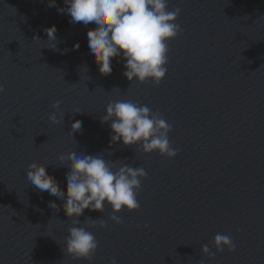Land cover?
Returning a JSON list of instances; mask_svg holds the SVG:
<instances>
[{
	"label": "water",
	"instance_id": "95a60500",
	"mask_svg": "<svg viewBox=\"0 0 264 264\" xmlns=\"http://www.w3.org/2000/svg\"><path fill=\"white\" fill-rule=\"evenodd\" d=\"M50 2L0 0V264H89L64 251L73 219L66 205L26 178L30 163L44 164L67 194L71 161L59 157L73 150L103 153L113 172L123 164L147 172L140 208L116 213L121 224L107 202L78 218L107 225L93 229L91 264H264V0H167L168 10H181L182 32L168 42L159 86L129 81L122 54L101 75L87 38L96 25L70 23L58 11L64 0ZM52 26L55 49L44 31ZM115 89L172 125L176 157L111 143V121L102 119ZM53 111L63 123L49 121ZM76 120L84 126L71 135ZM218 233L233 238L234 252H216Z\"/></svg>",
	"mask_w": 264,
	"mask_h": 264
},
{
	"label": "clouds",
	"instance_id": "9594fccd",
	"mask_svg": "<svg viewBox=\"0 0 264 264\" xmlns=\"http://www.w3.org/2000/svg\"><path fill=\"white\" fill-rule=\"evenodd\" d=\"M67 5L59 12L70 15V23H82L96 27L87 32L88 47L101 62V75L108 76L112 72V59L120 57L126 60L127 69L123 75L139 83L152 81L159 86L167 73L165 65L168 63V42L175 39L181 32V26L175 21L180 15V9L168 10L167 0H64ZM55 6L51 0L49 7ZM48 48L55 49L57 40L55 26L46 28ZM34 40H40L34 37ZM79 49V43L73 50ZM119 98L110 99L106 107V115L102 123L111 121L110 127L114 135L111 143L122 141L125 147L140 145L138 150L144 154L157 151L160 156L172 159L178 155L179 149H174L169 142L168 134L173 131L159 111L153 112L146 105H138ZM4 92V85L0 84V93ZM60 100L52 102L51 107L60 109ZM57 111L49 114L48 119L53 124L64 122V114ZM76 113H82L77 110ZM83 123L76 120L71 125L70 134L82 130ZM111 147V145H110ZM108 155H112L108 152ZM60 160L71 161L70 171L66 173L67 194L60 188L54 177L46 171L44 164L33 161L26 171L27 180L39 192H48L66 205L68 217H72V226L68 229L64 251L73 260H86L91 264L98 241L92 234L94 228H106V222L101 219L85 218L83 223L78 219L85 209L103 212L105 202L111 207L112 215L109 219L115 224L122 220L116 215L127 209L129 212L140 208L137 196L142 184L147 178V172L142 167H131L123 164L118 170L111 169L116 162L107 161L103 153L87 154L84 151L73 150L68 154H61ZM48 206L56 212L60 209L55 202ZM214 247L217 253L225 248L229 252L235 251L233 238L226 234H216ZM201 252L208 259H215L207 245H203ZM111 264H116L115 258Z\"/></svg>",
	"mask_w": 264,
	"mask_h": 264
}]
</instances>
